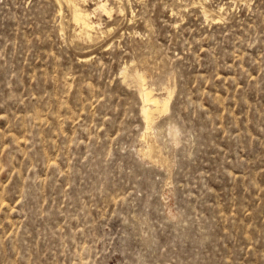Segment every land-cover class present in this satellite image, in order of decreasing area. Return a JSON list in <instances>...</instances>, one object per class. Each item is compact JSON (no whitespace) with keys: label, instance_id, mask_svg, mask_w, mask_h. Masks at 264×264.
I'll return each instance as SVG.
<instances>
[{"label":"rangeland","instance_id":"374dc122","mask_svg":"<svg viewBox=\"0 0 264 264\" xmlns=\"http://www.w3.org/2000/svg\"><path fill=\"white\" fill-rule=\"evenodd\" d=\"M80 5L0 0V264H264V0Z\"/></svg>","mask_w":264,"mask_h":264},{"label":"bare ground","instance_id":"6f19581e","mask_svg":"<svg viewBox=\"0 0 264 264\" xmlns=\"http://www.w3.org/2000/svg\"><path fill=\"white\" fill-rule=\"evenodd\" d=\"M62 1H64L66 3V5L68 6V8L71 10L72 19L79 26V28H80L79 31L81 32V34H84L87 37L90 36L91 32L99 25V23L93 21L91 19L90 12L87 11L85 8H83L80 5V2L83 0H62ZM97 8H100L105 12H110V10H111L108 7V4L106 3V1H100L97 4L96 9ZM121 73H122L121 75L123 76V79L126 80L128 77V72H127L126 68H124ZM144 79L145 78L142 74H137L132 78V81L137 86L138 94H139L141 102H142L141 107H140V110H141L140 113H142V116L144 119L145 129H149L152 127V124L155 120V114L165 112L168 110L170 93L168 92V94L166 96H163V97L155 95L153 88L149 85H146L144 82ZM145 134L143 136H145ZM146 144H147V142H146ZM157 148L153 144H148L146 146V148L143 149V154H145L149 157H153L154 155H156V150H158ZM159 150H160V148H159ZM160 152H161V150H160ZM161 158H162V156H161ZM153 159H154V157H153ZM157 159L158 158H156V160ZM165 160H166V158H165Z\"/></svg>","mask_w":264,"mask_h":264}]
</instances>
